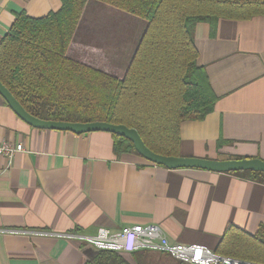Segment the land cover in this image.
<instances>
[{"label": "crops", "instance_id": "0c3cea01", "mask_svg": "<svg viewBox=\"0 0 264 264\" xmlns=\"http://www.w3.org/2000/svg\"><path fill=\"white\" fill-rule=\"evenodd\" d=\"M60 5L0 0V39L17 14L40 18ZM85 22L66 56L121 78L131 55L83 42ZM194 42L218 100L203 120L180 124V156L264 161V17L220 19L213 32L197 23ZM0 141L20 142L24 149L9 164L0 157V264H95L102 250L78 237L100 228L154 224L171 243L214 251L229 224L248 234L264 227V184L246 175L155 165L116 152L108 132L35 128L1 96ZM142 251L117 254L136 264L133 255Z\"/></svg>", "mask_w": 264, "mask_h": 264}, {"label": "trees", "instance_id": "16d2710c", "mask_svg": "<svg viewBox=\"0 0 264 264\" xmlns=\"http://www.w3.org/2000/svg\"><path fill=\"white\" fill-rule=\"evenodd\" d=\"M88 1L60 0L56 12L40 18L17 14L0 39V83L35 118L123 125L134 129L153 153L179 157L180 124L203 120L218 100L204 67L197 63L195 25L207 23L213 32L220 19L264 17V0H96L144 21L121 78L66 56ZM111 135L116 152L138 155L130 141ZM239 159L243 158H218ZM229 174L264 184L261 172ZM214 252L264 264V227L248 234L229 224ZM133 258L136 264H167L168 259L186 264L149 250ZM94 263L128 264L105 250Z\"/></svg>", "mask_w": 264, "mask_h": 264}, {"label": "built area", "instance_id": "2783aa9c", "mask_svg": "<svg viewBox=\"0 0 264 264\" xmlns=\"http://www.w3.org/2000/svg\"><path fill=\"white\" fill-rule=\"evenodd\" d=\"M23 151V145L20 142L0 141V157L8 164L15 153ZM78 238L99 250L116 253H133L139 250L157 251L186 264H248L237 258L217 254L199 245L171 243L161 228L154 224L125 226L117 232L100 228L94 236Z\"/></svg>", "mask_w": 264, "mask_h": 264}, {"label": "water", "instance_id": "95a60500", "mask_svg": "<svg viewBox=\"0 0 264 264\" xmlns=\"http://www.w3.org/2000/svg\"><path fill=\"white\" fill-rule=\"evenodd\" d=\"M0 96L5 100L10 109H12V111L20 117V119L32 127L39 129L70 131L75 134L103 131L118 135L130 141L133 144L136 153L140 157L155 165L163 166L169 169L192 168L221 173L241 171L264 173V161L259 159L210 160L182 156L167 157L158 155L150 151L145 146L142 139L134 129H129L123 125H112L105 122L67 123L61 121L40 120L28 114L1 83Z\"/></svg>", "mask_w": 264, "mask_h": 264}, {"label": "rangeland", "instance_id": "374dc122", "mask_svg": "<svg viewBox=\"0 0 264 264\" xmlns=\"http://www.w3.org/2000/svg\"><path fill=\"white\" fill-rule=\"evenodd\" d=\"M90 1L79 23V25L86 24L85 20L87 19L89 24L88 32L83 34L81 39L83 42L91 44H96L97 42L101 45L109 44V49L115 50V48H118V52H123L125 58H128L127 55H132L141 35L140 28H143L144 21L139 17L117 10L96 0ZM140 23L142 24L141 27L139 26ZM109 33H112L115 37H108ZM77 36H79L78 28L75 33V37ZM116 38L118 39L117 41ZM169 263L174 264V261L168 259L167 264Z\"/></svg>", "mask_w": 264, "mask_h": 264}]
</instances>
